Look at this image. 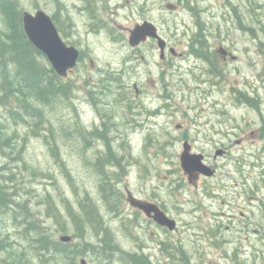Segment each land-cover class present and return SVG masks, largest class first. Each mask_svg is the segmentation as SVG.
Listing matches in <instances>:
<instances>
[{"label": "rangeland", "instance_id": "rangeland-1", "mask_svg": "<svg viewBox=\"0 0 264 264\" xmlns=\"http://www.w3.org/2000/svg\"><path fill=\"white\" fill-rule=\"evenodd\" d=\"M76 1L17 0L21 13L42 10L54 16L63 41L80 42L86 56L63 79L71 95L42 106L37 129L0 119L14 146L0 151V175H12L8 188L16 192L18 203L29 207L27 219L37 221L53 241L70 237L67 243L74 251L75 245L86 250L87 243L105 237L94 228L77 232V201L88 195L108 231L105 242L118 251L109 249L106 259L91 252L43 258L29 240L34 235L14 220L12 207L0 209V237L8 246L0 251V264L15 259L21 264H133L128 253L144 256L150 264H264V204L249 200L251 206L246 195L237 197L235 182L237 161L240 173L259 177L264 170V165L241 166L246 152L253 154L254 164L264 163V0H238L233 13L204 0H191L192 11L183 3L173 15L160 12L161 32L175 40L178 51L186 50L195 30L203 29L215 51L224 47L236 57L225 61L217 54L210 65L193 58L174 60V68L159 60L158 49L132 53L120 44L121 26L139 20V0L111 1V8L118 4L119 9L107 18L110 38L86 36ZM240 18L249 32L236 27ZM208 67L214 77L206 74ZM160 71L173 74L168 90L160 82ZM233 89L245 90L255 100L251 107L239 106ZM155 110L158 116L152 117ZM94 127L99 128L92 131ZM232 127L239 129L232 132ZM184 138L192 145L191 153L202 154L204 163L216 170L214 177L188 183L179 165ZM236 140L241 143L236 145ZM109 148L119 165L109 161ZM218 149H226V156L214 158ZM104 159L109 163L99 165ZM102 181L112 184L104 186L108 203ZM247 181L254 184L253 177ZM127 191L137 199L156 201L176 228L147 222L129 206Z\"/></svg>", "mask_w": 264, "mask_h": 264}, {"label": "trees", "instance_id": "trees-1", "mask_svg": "<svg viewBox=\"0 0 264 264\" xmlns=\"http://www.w3.org/2000/svg\"><path fill=\"white\" fill-rule=\"evenodd\" d=\"M0 16L4 23V28H0V119L8 117L15 123L31 124L37 129L42 119V106L45 107L59 97L67 98L71 95V87L55 74L43 55L28 41L23 31L22 13L17 0H0ZM52 20H55L54 16ZM6 128L0 121V151H3L2 148L14 150L12 137L4 131ZM108 159L111 164H120L119 158L111 153L110 148ZM103 163L109 162L104 159L98 164ZM11 176L6 178L0 175V209L13 207L12 210H16L14 220L23 223L26 226L25 231L34 235V238L29 240L34 248L37 246V251L43 258L47 254H52L53 257L57 254L71 257L74 254L79 256L91 252L94 256L106 259L109 257V249L117 250L116 246L105 242L108 240V231L96 209L97 204L88 195L78 199L79 210L76 211L73 222L77 226L78 234L84 227L94 228L104 233V239L94 245L87 243L86 250L83 246L75 245L78 247L75 251L69 243L51 240L37 221L27 219L29 207L24 202L16 201V192H10L7 181L12 182ZM105 184L109 188L112 184L102 181L101 185L103 198L108 203ZM4 212L8 213L10 210H3L2 213ZM5 241V238L0 237V251L8 250L7 244L4 245ZM128 254L133 264H150L144 256L140 258L136 254ZM11 264H21V261L15 259Z\"/></svg>", "mask_w": 264, "mask_h": 264}, {"label": "flooded vegetation", "instance_id": "flooded-vegetation-1", "mask_svg": "<svg viewBox=\"0 0 264 264\" xmlns=\"http://www.w3.org/2000/svg\"><path fill=\"white\" fill-rule=\"evenodd\" d=\"M111 1L112 0H103L100 2L98 0H77L76 1V3L74 4L75 5L74 8H75V10L78 11L79 15L81 16V24L85 28V32H86L87 37L90 35V33L91 34L97 33L98 35H100V34L108 35L107 34L108 29H106V28H107V18L111 17V14L109 15V12H111L112 14H116L114 12V10L117 11L119 9L118 4L113 5V6H115V9H112L111 8ZM169 1H174V2L169 3ZM204 1H206L208 3V5H212L213 3H215L216 5H218V9L229 10L232 13H233V11L236 12V10H237L238 0H204ZM139 2H140V6H139V14L140 15L137 16L139 18V20L135 21V24H133V26H124V27L121 26L120 31H119V35H118V40H119L120 44H122V45L127 44L128 45L129 33L135 25L142 24L144 22H149L156 27L158 35L164 41V45H163V49L160 50L158 47L156 39L146 38L145 41L141 42L136 47H130L128 45L130 47V49L132 50V53H134L136 51H140L142 49H146V50H150V51H152L153 49L154 50L158 49L159 60L162 62H165V64H167L168 68H174L175 67L174 60H188L190 58H193V59L198 60L200 62H203L207 65H210V64H213L212 59L217 54L218 55L221 54L222 59L225 61L227 59H232V61L236 60V57L231 55L232 52H229L224 47H220V49L218 51H215L214 47L208 45V41L204 38V35H203L205 33V31L203 29L195 30V34L193 35L192 39H190V43H189V45H187L185 47L186 50H184V51L183 50L178 51L176 49L175 40L171 41V38H168L166 35H163V33L161 32V29H160L161 27L159 25V20H160L159 13L163 12L166 14L173 15L176 12H178L177 11L178 7L181 8V6H184L183 3L189 5L191 3V0L188 2H186V1L184 2L183 0H160V2H158V0H152V3H149L148 5H147V0H139ZM168 5H172L173 8L167 9ZM207 8H209V7H207ZM99 9L106 15L108 13V16L103 15V13L100 12ZM188 9L192 11V8H190V5H189ZM182 10H184V9H182ZM209 10H210V8H209ZM240 20L241 21L236 19V21H235L236 27L243 29L244 32H249L251 30L249 25H245L242 22L241 18H240ZM181 21H182L183 25L187 22V21L185 22L183 19H181ZM176 30H177V28L174 29V32L177 33ZM108 37L110 38L109 35H108ZM204 41H205V44L207 46L204 45ZM65 44H66V46H72V47L76 48V50L78 51L79 57H78V62L76 64V66L85 60L86 54L83 51V45L80 42H76V41L72 40L70 44L69 43L68 44L65 43ZM212 49H214V50H212ZM234 49H237V48H234ZM93 63H94L93 60L89 59V64L91 67H93ZM207 71H208V73H206V74L209 75L210 77L215 76V74H213L211 72L209 67H208ZM159 75H160V82H161L162 86L165 88V90H168V87H169V85H171V81H172L170 75L172 76L173 74H169L168 72L160 71ZM205 82L206 81H203V83H205ZM135 92H136V96L138 94L140 95L139 89L138 90L136 89ZM232 95H233V99L236 101V103L239 106H243V107H246V106L251 107L252 100H254L253 98L249 97L247 95V92L243 89H233ZM161 98H163V95L161 96ZM165 98H166V100H170L172 98V96L170 94H168V92H166ZM153 116H158V111H156V110L153 111L152 117ZM93 122H94V126H95L96 123H95V121H93ZM95 128H99V127H94L92 131H94ZM238 129H239V127H232V132H236ZM183 140H184L183 143L187 142L190 145V147L192 146L187 138H184ZM240 143H241L240 140H236V142H235L236 145H239ZM216 147H218V146H216ZM218 150L224 151V153L221 157L226 156V152H227L226 149H218ZM246 154H247L248 159L241 166H248V167L252 166L253 169H255V168H260L264 165V163H262V162L258 163V164H254V161L250 160V158L253 157V154L250 152H246ZM261 157L264 158V156H261ZM239 166H240V163H239V161H237L236 174H235V176H236V180H235L236 187L238 188L236 191L237 197L246 195L247 203L250 204L251 206H253L254 203L250 202L249 200H253L255 202L264 204V170H260L257 174V176H259V177H256L254 175L240 173V170H238ZM240 175L243 177V180H241L239 178ZM248 177H253V179H254L253 185H251L247 181ZM186 178H187V176H186ZM196 182H194L192 184H195ZM127 195L134 196L133 194H130V192H128ZM143 201L153 203V201H150V200H143ZM154 203H156V201H154ZM156 204L164 212L163 208L158 203H156ZM138 212L141 215H143V217L145 218V220L147 222L153 223V220L146 218L145 215L143 214V212H141L139 210H138ZM161 228L164 229V227H161ZM81 264H82V261H81Z\"/></svg>", "mask_w": 264, "mask_h": 264}, {"label": "water", "instance_id": "water-1", "mask_svg": "<svg viewBox=\"0 0 264 264\" xmlns=\"http://www.w3.org/2000/svg\"><path fill=\"white\" fill-rule=\"evenodd\" d=\"M172 8V5L167 7V9ZM22 26L28 41L45 56L55 74L60 78H65L68 72L76 66L79 54L76 48L63 43L50 16L42 10L34 13L24 11ZM146 38L156 39L159 49H163L164 41L158 35L156 27L149 22L134 26L129 33L128 44L130 47H136ZM190 149V145L184 142L179 156L180 168L187 176L188 182L194 183L200 176L213 177L215 170L204 163L203 155L191 153ZM223 153L224 151L218 150L215 157ZM127 197L129 205L143 212L146 218L152 219L155 224L166 227L170 231L175 229V221L170 219L156 204L137 199L132 195H127ZM60 240L69 242L70 237L63 236ZM82 264H84L83 261Z\"/></svg>", "mask_w": 264, "mask_h": 264}]
</instances>
